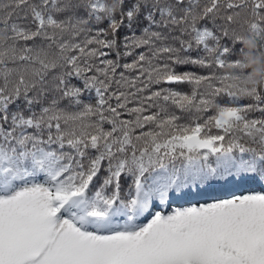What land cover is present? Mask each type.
Listing matches in <instances>:
<instances>
[{
  "label": "snow or ice",
  "instance_id": "6c2138e0",
  "mask_svg": "<svg viewBox=\"0 0 264 264\" xmlns=\"http://www.w3.org/2000/svg\"><path fill=\"white\" fill-rule=\"evenodd\" d=\"M245 38L264 0H0V264H264Z\"/></svg>",
  "mask_w": 264,
  "mask_h": 264
},
{
  "label": "clouds",
  "instance_id": "9594fccd",
  "mask_svg": "<svg viewBox=\"0 0 264 264\" xmlns=\"http://www.w3.org/2000/svg\"><path fill=\"white\" fill-rule=\"evenodd\" d=\"M244 49L241 60L246 68L252 69L245 82L255 86L264 81V51L257 52L256 42L250 38H245Z\"/></svg>",
  "mask_w": 264,
  "mask_h": 264
}]
</instances>
